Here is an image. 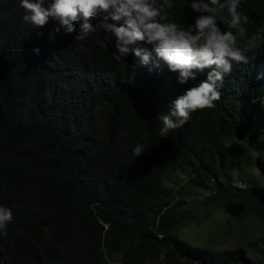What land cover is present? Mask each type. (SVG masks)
<instances>
[{
  "label": "trees",
  "instance_id": "trees-1",
  "mask_svg": "<svg viewBox=\"0 0 264 264\" xmlns=\"http://www.w3.org/2000/svg\"><path fill=\"white\" fill-rule=\"evenodd\" d=\"M172 3L165 22L193 25L191 0ZM240 10L249 34L264 28V0ZM24 15L20 0H0V205L13 211L0 264H264V235L246 243L255 259L240 245L213 250L174 234L213 202L227 223L264 219V185L245 171L254 159L226 144L242 138L264 165V44L247 64L233 62L214 108L161 137L158 114L215 66L180 84L155 55L115 61V37L102 29L77 41L80 22L52 35L56 21L35 28ZM208 185L210 201L184 206L183 188Z\"/></svg>",
  "mask_w": 264,
  "mask_h": 264
},
{
  "label": "clouds",
  "instance_id": "clouds-1",
  "mask_svg": "<svg viewBox=\"0 0 264 264\" xmlns=\"http://www.w3.org/2000/svg\"><path fill=\"white\" fill-rule=\"evenodd\" d=\"M241 3L242 0H191L190 7L198 15L193 25L181 27L165 22V9L173 7L172 0H20L25 11L23 20L35 28L54 20L57 27L52 35L61 28L71 34L80 22L77 41L102 29L115 37V61L124 62V58L134 54L142 64H148L155 55L167 63L171 72L178 73L180 84L195 79L194 70L215 66L206 80L172 101L168 113L158 114L161 137L183 127L193 112L214 108L221 99L224 75L232 71L233 62L247 64L264 44V28L249 34L250 18L240 10ZM92 20L98 23L93 25ZM143 152L142 144L133 149L135 157ZM12 219V209L0 205V235L7 236V225ZM165 259L161 253L160 260Z\"/></svg>",
  "mask_w": 264,
  "mask_h": 264
},
{
  "label": "rangeland",
  "instance_id": "rangeland-1",
  "mask_svg": "<svg viewBox=\"0 0 264 264\" xmlns=\"http://www.w3.org/2000/svg\"><path fill=\"white\" fill-rule=\"evenodd\" d=\"M227 145H236L240 147L238 158L250 157L254 159L253 164H247L245 171L251 176V181L256 184L264 185V165L258 155L251 151L249 146L242 138L234 137L231 141H226ZM231 177L234 187H242L243 184L239 181V167L237 161H232ZM246 176L242 177L244 180ZM177 181L181 183L185 177L182 174L177 176ZM169 186V184H167ZM207 191H199L195 193L196 189L183 188V195L185 198L184 206L201 207L203 202L210 201L207 195L211 191V186ZM197 191V190H196ZM205 207L203 212H199L197 218L186 226H181L175 230L174 234L180 239L192 246L204 247L207 249H225L231 248L233 245H240L249 251V255L255 259L257 256L247 248L246 243L256 237L264 235V219L249 222H233L227 223L230 217L224 210L223 203L213 202Z\"/></svg>",
  "mask_w": 264,
  "mask_h": 264
}]
</instances>
